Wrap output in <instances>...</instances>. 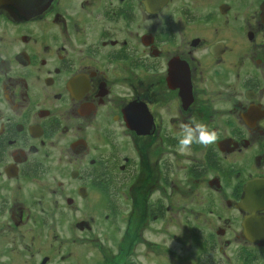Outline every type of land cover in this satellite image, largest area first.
Segmentation results:
<instances>
[{
	"label": "flooded vegetation",
	"instance_id": "af4514ba",
	"mask_svg": "<svg viewBox=\"0 0 264 264\" xmlns=\"http://www.w3.org/2000/svg\"><path fill=\"white\" fill-rule=\"evenodd\" d=\"M262 1L0 0V264H264Z\"/></svg>",
	"mask_w": 264,
	"mask_h": 264
},
{
	"label": "clouds",
	"instance_id": "9594fccd",
	"mask_svg": "<svg viewBox=\"0 0 264 264\" xmlns=\"http://www.w3.org/2000/svg\"><path fill=\"white\" fill-rule=\"evenodd\" d=\"M181 129L182 132L179 138L178 147L176 149L181 154L188 153L193 144L207 146L215 143L218 139V133L209 129L203 123L193 121L192 125L182 124ZM170 246L171 242L169 243V247ZM140 264H147V261L141 259Z\"/></svg>",
	"mask_w": 264,
	"mask_h": 264
},
{
	"label": "rangeland",
	"instance_id": "374dc122",
	"mask_svg": "<svg viewBox=\"0 0 264 264\" xmlns=\"http://www.w3.org/2000/svg\"><path fill=\"white\" fill-rule=\"evenodd\" d=\"M78 252L76 255L70 256L69 260L75 264L92 263L94 260L102 258V251L87 249L85 246H77ZM179 252V250H177ZM65 263V262H64Z\"/></svg>",
	"mask_w": 264,
	"mask_h": 264
},
{
	"label": "water",
	"instance_id": "95a60500",
	"mask_svg": "<svg viewBox=\"0 0 264 264\" xmlns=\"http://www.w3.org/2000/svg\"><path fill=\"white\" fill-rule=\"evenodd\" d=\"M261 9H262V18H263L262 20L264 22V0L261 3ZM251 235H253V234H251Z\"/></svg>",
	"mask_w": 264,
	"mask_h": 264
}]
</instances>
